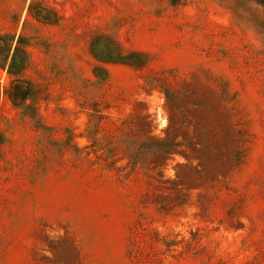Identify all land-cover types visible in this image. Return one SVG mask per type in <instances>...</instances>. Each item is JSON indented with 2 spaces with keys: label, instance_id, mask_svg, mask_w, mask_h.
<instances>
[{
  "label": "rangeland",
  "instance_id": "obj_1",
  "mask_svg": "<svg viewBox=\"0 0 264 264\" xmlns=\"http://www.w3.org/2000/svg\"><path fill=\"white\" fill-rule=\"evenodd\" d=\"M0 264H264V3L0 0Z\"/></svg>",
  "mask_w": 264,
  "mask_h": 264
},
{
  "label": "trees",
  "instance_id": "obj_2",
  "mask_svg": "<svg viewBox=\"0 0 264 264\" xmlns=\"http://www.w3.org/2000/svg\"><path fill=\"white\" fill-rule=\"evenodd\" d=\"M264 0H259V2L264 3ZM134 53V52H133ZM130 55V54H129ZM127 55V58L130 59V56ZM130 61V60H129ZM159 146H157L156 148L147 146V145H143L140 149H141V155L142 156H146V155H150V156H162V155H168L171 156L173 155L175 152L173 150H169V148H167V142L165 140H159ZM131 165L135 166L136 162L135 161H131Z\"/></svg>",
  "mask_w": 264,
  "mask_h": 264
}]
</instances>
